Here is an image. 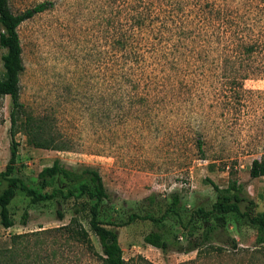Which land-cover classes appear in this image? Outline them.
Here are the masks:
<instances>
[{"label":"rangeland","instance_id":"374dc122","mask_svg":"<svg viewBox=\"0 0 264 264\" xmlns=\"http://www.w3.org/2000/svg\"><path fill=\"white\" fill-rule=\"evenodd\" d=\"M41 1H50L51 7L17 28L25 65L20 75V101L29 114L45 120L46 132L62 137L68 148L33 147L20 131L15 135L19 146L13 174L41 190L37 174L56 158L68 167L98 169L112 194L110 201L101 202L99 219L117 230L127 264H245L246 255L233 251L254 247L255 228L239 214H225V223L216 230L217 239L201 250L222 254L198 256L188 241L198 238L205 227L206 220L197 209L209 210L215 200L209 181L226 186L236 177L256 202L255 211L264 213V175H249L252 158L264 152V78L250 75L244 79L243 99L232 108L212 104L219 97L210 89L204 96L202 92L194 95V107L189 99L172 92L138 93L134 98L143 96L148 102H136L132 117L115 125V107L108 115L102 112V97L107 103L115 98L111 94L115 90V0H9V4L13 12H21ZM4 51L0 47V74ZM206 72L207 79L200 81L205 85L224 81L222 77L212 80ZM201 98L204 104H199ZM11 107L8 95L0 98V170L9 158ZM199 131L206 142L204 156L196 153L193 144ZM231 168L233 175L229 174ZM5 186L3 181L0 193ZM56 186L51 179L45 190ZM152 193L167 203L173 196L179 197L177 215H170L166 222L177 233L183 251L162 252L146 244L143 237L154 228L149 219L125 223L130 214L145 213L141 200ZM76 195L32 202L17 189L8 205L14 224L8 228L0 224V247L14 249L19 259H25L27 253L30 260L37 255L40 264H105L86 212L78 219L88 232L90 246L59 228L75 216V201L83 207L88 202L85 196ZM240 209L244 211V204ZM25 210L27 222L22 224ZM57 210L63 218L57 216ZM210 222H215L213 216ZM16 234L22 237L13 243ZM227 237L235 239L238 250L225 243Z\"/></svg>","mask_w":264,"mask_h":264},{"label":"trees","instance_id":"16d2710c","mask_svg":"<svg viewBox=\"0 0 264 264\" xmlns=\"http://www.w3.org/2000/svg\"><path fill=\"white\" fill-rule=\"evenodd\" d=\"M51 7L50 1H41L21 12H13L9 0H0V47L5 51L1 55L0 98L8 95L12 107L9 113V158L3 170H0V184L6 186L0 193V224L11 227L9 203L20 189L32 202L85 196L87 203L80 206L73 203V216L69 223L59 227L73 240L91 245L88 232L80 223L78 216L86 212L90 230L98 237L105 264H127L122 255L116 229L108 228L99 219V207L103 200L110 201L112 194L104 186L101 174L93 167L80 169L68 167L58 158L44 166L37 174V183L41 190L29 186L13 173L16 168L19 143L15 138L23 132L26 142L36 148L63 150L68 148L62 137H56L45 131V120L29 114L20 101V75L25 69L22 58L23 48L18 34V26ZM115 77L112 85L115 90L114 102L103 99L102 112L109 114L115 107V125L119 120L132 117L135 103L148 102V98L136 96L138 93H168L180 95L190 100L196 93L210 89L218 93L219 100L212 104H224L230 108L241 103L244 94L243 81L250 75L264 78V0H115ZM206 70L213 78L224 79L221 83H202L207 78ZM112 82V81H111ZM141 95V94H140ZM127 96V97H126ZM223 100V101H220ZM159 101H156V103ZM201 98L199 104H204ZM115 105V106H114ZM137 112V110H136ZM143 123L140 114H135ZM226 120V116L223 117ZM196 153L205 155V140L201 132L194 139ZM229 174L233 175L232 168ZM249 175L256 178L264 175V152L251 160ZM51 179L56 187L45 189ZM215 191V200L211 209H197L200 217L206 220L203 232L194 241H188L190 249L196 248L197 255L223 251H201L211 240L217 239L216 230L225 223V214H239L254 226L255 245L252 249H240L234 254L246 255L245 264H264V213L255 211L256 202L248 193L243 182L231 178L226 186L209 181ZM178 196L167 203L154 193L142 198V215L130 214L125 223L134 218L149 219L154 228L144 235L146 244L160 249L183 251L174 229L167 224L170 215H177ZM244 204V211L240 206ZM28 211L21 215V223L26 224ZM61 219L63 214L57 210ZM215 222H210V217ZM22 234L12 236L17 243ZM230 247L237 249L236 241L227 237ZM0 247V264H40L37 255L30 260L19 259L14 249ZM219 250L221 248L215 247ZM238 250V249H237ZM243 250V251H242ZM236 252V253H235Z\"/></svg>","mask_w":264,"mask_h":264}]
</instances>
